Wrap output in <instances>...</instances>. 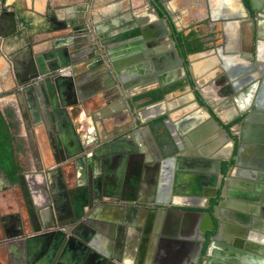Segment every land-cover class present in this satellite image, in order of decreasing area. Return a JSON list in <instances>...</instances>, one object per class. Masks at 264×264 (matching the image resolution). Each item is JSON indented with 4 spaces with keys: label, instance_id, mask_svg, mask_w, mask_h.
I'll return each mask as SVG.
<instances>
[{
    "label": "crops",
    "instance_id": "obj_1",
    "mask_svg": "<svg viewBox=\"0 0 264 264\" xmlns=\"http://www.w3.org/2000/svg\"><path fill=\"white\" fill-rule=\"evenodd\" d=\"M0 1L4 6L0 12V264L42 263L45 251L37 240H24L16 248L1 246L6 233H30L29 207L37 211L49 203L65 214L74 203L98 192L107 204L93 199L92 211L102 227L89 250L76 248L66 264H98L105 256L117 257L125 264H187L197 260L196 240L192 237L194 223L199 220L195 211L213 213L221 195L222 203L216 211L217 217L224 220L220 241L211 248L213 256H202L203 264H264V174L248 167L256 160V149L247 147L242 151L241 165L228 181L223 177L228 170L225 162L221 174L215 176L211 161L229 142L205 114L192 116L198 109L194 103L171 111L184 97L188 98L182 104L192 100L188 88L172 92L157 106L131 103L130 108L123 106L122 100L109 103L103 98L102 87H93L92 80L86 79L91 72L88 60L78 57L74 61V48L58 45L67 30L56 29L54 22H61L65 15L73 16L75 6L83 5L84 0ZM95 1L92 12L98 17L126 18L125 14L131 12L140 20L145 12L142 6L127 11L118 4L105 6ZM167 8L172 16H186L187 8L181 10L180 5ZM17 18L24 25H18L9 35ZM134 21L133 29L138 26ZM245 25L240 22L226 30L242 40ZM216 28L223 30L224 26ZM212 55H196L191 64L200 70ZM67 61L69 66L63 67ZM149 61L154 69L153 57ZM38 62L46 74L60 73L63 77L58 89L46 84H37L31 90L17 86L16 75L24 74L30 63L39 68ZM208 70L194 75L195 79L199 82V75ZM69 77L75 87L88 85L81 90V98L75 96L74 103L72 93L66 91ZM210 89V101L216 106V88ZM168 111L167 119L163 114ZM156 115L162 116L147 126L139 121ZM219 116L214 118L227 130L228 125L221 122L223 112ZM147 127L154 137L163 134L172 147L170 153L149 143ZM125 132L127 141L117 140L118 144L108 148ZM172 136L177 138L180 151ZM80 148L96 153V157H88L85 168L78 166ZM177 152L179 156H175ZM111 200L118 204H110ZM135 202L160 203L171 210H133L130 205ZM217 217L213 216L215 226ZM70 229L72 226L66 228Z\"/></svg>",
    "mask_w": 264,
    "mask_h": 264
},
{
    "label": "water",
    "instance_id": "obj_2",
    "mask_svg": "<svg viewBox=\"0 0 264 264\" xmlns=\"http://www.w3.org/2000/svg\"><path fill=\"white\" fill-rule=\"evenodd\" d=\"M234 2L236 8L231 11V14H233L232 17L238 18L234 23L238 25L242 18L240 12L246 11V9L243 0H236ZM160 4L165 15H162V11H160L158 6L150 0L147 2L138 30V36L141 35L144 37V43L140 37L126 41L128 37L132 38L133 36L132 32L134 29L131 26V18L126 19L124 16L122 18H116L111 15L98 17L92 12V1L89 0H84L83 5H76V13L73 16L65 15V19L61 22H54L56 23V29L67 30L65 31V35L63 34V39L57 41V43L63 46V48L65 46L74 48V54L71 55L74 61L76 59L78 60V57L88 60V69L91 72L86 79L89 78L92 80L91 85L93 87H102L101 93L103 94V98L109 100V103L114 100H122L123 106L127 104L131 108L130 99L136 94H144L152 90L163 89L175 83L178 79H185L188 83L192 100L185 104L179 101L180 106L174 107L171 111L176 112L187 104L194 103L198 107V110L208 117L210 123L220 128L221 133L224 134L225 139L229 142V145L226 143L222 154L211 161L213 162L212 165L215 170L214 175L221 174L222 164L225 162L228 170L227 175H223V177L225 181H228L232 172L241 165L239 159L242 151L247 147H253L258 151V154L255 156L256 160L248 167L259 170L260 175L264 174V58L258 55L259 44L262 43L261 41H264V19H261V16L258 15L256 8L252 7L255 14L254 19L251 18L250 10H248L247 18L243 12L248 22L242 28V40L239 39V36L236 39L237 49L230 54H219L216 56L213 63L211 64L210 62L211 65L207 67L211 71L209 72V79H200L201 81L199 80V83L195 79L192 71L191 58L196 55H202L204 52L188 55L186 58L188 66L185 67L184 61L175 48L170 36V25L174 30H177L176 23L172 19L171 12L168 10L164 0H160ZM3 8V3L0 1V12ZM221 9L230 13L228 9H224V6ZM260 11L264 14V8ZM18 25H24V21L20 18L16 19L12 30L8 34L11 35L13 31L15 32ZM0 35H3L2 32H0ZM166 42L170 47L169 52L166 48ZM65 50L63 49V51ZM225 56L231 59V62L227 65L225 64ZM151 57L154 60V69L150 67L151 61L149 59ZM31 63L24 74L16 75L18 87H26L27 90H31L36 88L37 84H46L51 89H53L52 87L58 89V82L63 80V77L59 75L60 73L56 75L46 74L47 71H44V68L39 62L37 64L39 68H36V63L35 65ZM69 64L67 61L63 67L69 66ZM187 69L192 78L193 86L190 84ZM73 70L76 73V68H73ZM220 75L227 76L229 80L223 78L225 80L224 82H218L217 77H220ZM203 80L208 82V84L203 82ZM67 81L70 86L66 88V91L68 95L72 93L71 98L74 103L77 96L78 98L82 97L81 90H85V87L88 85L75 87L70 77ZM136 84L138 86L140 84L143 85L137 87V92H134V86ZM199 84H205L206 86L203 88ZM223 84L228 89L221 96V93L219 94L217 89H221ZM118 87L124 91V95L120 93ZM210 87L216 88V94L219 98L216 107L212 105L210 99L205 97L203 93L205 88ZM169 96L170 94H166L163 98L153 101L146 106L160 105ZM237 99L242 101L243 104H239ZM223 110L226 113L223 115L224 120L221 122L229 126L227 130L214 118V116L220 118L219 114ZM130 113L133 117L132 110ZM142 115L144 116L143 112ZM163 115H166L168 119L170 111L165 112ZM160 116L162 115H156L149 120L139 118V121L143 123V126H147L150 123L149 121L157 120ZM145 130L150 134L149 140L152 145L158 149L150 128L147 127ZM126 135L127 132L119 135L115 141L108 144V148H112L118 144H115L117 140L120 143L127 141ZM172 139L180 151L181 148L177 138L172 136ZM224 150L225 153H223ZM78 154L77 162L80 168H85L87 161L89 162L92 157H96V153L85 152L81 148ZM76 155L73 154L72 156ZM89 156L90 159H88ZM175 156H179L178 152ZM221 198L223 199L222 195ZM93 199L100 201V204H107V201H103L101 193L98 192L92 198L89 197L80 203H74L65 214L62 213L58 206L52 207L49 203L42 206L39 209L40 211H35L29 207L28 230H30V233L27 234H31L30 237H27L26 233L24 235L23 232L17 234L6 233L1 246L16 248L24 240L26 242L37 240L41 243L45 251L41 264L69 263L70 253L76 248L80 251L89 250L93 244L92 240L95 239V234L102 227V224L96 220L95 213L92 211L94 206ZM222 199L218 200L214 206L213 213L210 211H195L198 213L197 219L199 220L194 223L192 237L196 240L197 260H190L187 264H203L204 259H202V256H205V258L213 256V254L211 255V248L220 241L219 234L223 227L221 222L224 221L221 216L217 217L216 215V211L220 209ZM108 202L110 204H118V202H114L113 200ZM156 205H161V207ZM156 205H148L146 202H135L129 207L133 208V210L140 209L142 211L161 213L171 210L164 204L156 203ZM107 206L110 207L112 205ZM213 216L218 218L217 226L213 222ZM68 226H72V229L69 231L66 230ZM24 236H26L25 239ZM98 264L125 263H122L117 257L110 256L108 258L105 256Z\"/></svg>",
    "mask_w": 264,
    "mask_h": 264
},
{
    "label": "flooded vegetation",
    "instance_id": "obj_3",
    "mask_svg": "<svg viewBox=\"0 0 264 264\" xmlns=\"http://www.w3.org/2000/svg\"><path fill=\"white\" fill-rule=\"evenodd\" d=\"M89 1H92V6L96 2L95 0H89ZM99 1L102 2L105 6H107V5L111 6V5H117V4L120 6H124L127 11H129V10L132 11L134 8H137L138 6L146 7L147 2H148V0H99ZM150 1L152 3H154L156 6H158L160 11H162V13H161L162 15H165V12L162 8V5L160 4V0H150ZM234 1H236V0H164V3L166 4V6H168L170 8H172L174 5L175 6L180 5L181 10L184 8H187L186 9L187 11L185 12L186 13L185 17H182L184 15H180V14H178L176 16L175 15L172 16V13H171L172 19L176 23L177 30L176 29L174 30L172 28V26L170 25V36L172 38V41L174 43L175 48L178 50L182 60L184 61L185 67L188 66L186 58L190 54H195V53H199V52L212 53L213 54L211 57L207 58V61L204 62L203 65H201L200 70H198L192 66V70L194 72V75L199 74V73L201 74L202 72L205 73L206 72L205 70L207 69L206 67H209L213 63V61L216 59V56H218L219 54L220 55L230 54L234 50L237 49L238 46L236 45V42H237L236 34H235V36L234 35L231 36L229 33L230 31L226 30V27H228V26H234L235 27L236 26V24H234L235 20H238V18L232 17L233 14H231V11H233V9L236 8L235 3L233 4ZM243 2L245 5V9H246V11H243V12L246 14V18H247L248 10L251 11V18L252 19L255 18V14L252 10V7H253V8H256L258 15L261 16V19H264V17H263L264 14L260 11V10H263V8H264V0H243ZM222 6H224V9H228L230 11V13L227 12L226 10H222V9L220 10V8ZM217 10H219V11L217 12ZM243 12H240L241 17H242L240 19V22L243 24H246L248 21L246 20ZM125 15H126L127 19L131 18L132 22L135 20L134 22H136L138 24V26L134 28L135 34H133V32H132V34H133L132 38L128 37V40H126V41H129L132 39L134 40V39H137L139 37L141 38V35L138 36V30H139V26H140L139 24L141 23V19L139 20V17L136 18L137 15L133 14L131 12H130V14H125ZM229 23H232V24H229ZM218 25L224 26L223 30L216 28ZM214 32L215 33L218 32V33L214 35ZM191 33H194L195 37H198L203 42V44H204L203 50L197 51V52H192V53L187 52L186 43L192 39L189 36ZM141 39L144 43V37H142ZM180 42L183 43L182 48L179 45ZM166 46H167L166 48L168 49V52H169L170 47H169V44H167V42H166ZM183 51L186 52L184 57L182 56ZM227 58H228L227 56L224 57L225 61ZM210 62H211V64H210ZM186 71H187L189 79H190V84H191V86H193V81H192L191 76L189 75L188 69ZM209 72H211V71L210 70L207 71V73L205 75H199V76H201L199 78V80L201 78H204V77H205V79H209L208 78L210 76ZM223 78H225V80L228 79L227 76L225 77L223 75H220V77H217L218 82H221V83L224 82L225 80ZM203 82L208 84V82H206L205 80H203ZM225 84H223V87H221V89L217 90V91H219V94L221 93L220 94L221 96L228 89V87ZM142 85L143 84H140L139 86H142ZM139 86L137 84L134 86V89H135L134 92H137L136 88ZM171 86H173V87L168 89ZM186 88L189 89L187 81L185 79H181L175 83H172V84L164 87L162 90L168 89V91L163 94L162 98L166 94H171L174 91L180 92V91L185 90ZM208 89H210V88L204 89V95L205 96L208 95L207 94ZM208 92H210V91H208ZM147 93H149V92H147ZM211 94H212V91H211ZM184 98H188V97L186 96ZM153 101H156V100H152L150 96L146 95V93L136 94L134 97H132V99H130V103L138 104L139 107H142L143 105L149 104ZM191 108H192V106H191ZM222 112H223V115H225L226 111L223 110ZM152 136L154 137V135H152ZM165 139L166 138H164L163 134H161V133L156 134V136L154 137V140H155L157 146L160 148V150H164L166 153H170L172 151V147L170 146L168 140L167 139L165 140ZM161 140H164V141L161 143ZM159 142L161 145H158ZM149 143L152 144L150 140H149ZM176 149H177V147H176Z\"/></svg>",
    "mask_w": 264,
    "mask_h": 264
},
{
    "label": "trees",
    "instance_id": "obj_4",
    "mask_svg": "<svg viewBox=\"0 0 264 264\" xmlns=\"http://www.w3.org/2000/svg\"><path fill=\"white\" fill-rule=\"evenodd\" d=\"M190 38H192L190 41L186 43L187 45V52L192 53V52H197L203 50V42L198 38L195 37L194 33H191ZM180 47H183V43H179ZM185 51L182 52V56H185ZM173 86L169 87L168 89L172 88ZM168 89L162 90V89H157L153 90L149 93H146V95L150 96L152 100H158L162 98L163 94L168 91ZM223 171H226L225 167Z\"/></svg>",
    "mask_w": 264,
    "mask_h": 264
},
{
    "label": "bare ground",
    "instance_id": "obj_5",
    "mask_svg": "<svg viewBox=\"0 0 264 264\" xmlns=\"http://www.w3.org/2000/svg\"><path fill=\"white\" fill-rule=\"evenodd\" d=\"M234 3H235V2H233V4H234ZM237 46H238V45H237ZM258 55H259V57L264 58V43L259 44ZM230 62H231V59L227 58L226 61H225V64L227 65V64H229ZM204 78H205V77H204ZM209 90H210V89H208L207 91H209ZM203 93H204V91H203ZM207 94H208V95H207L208 97L205 96V95H204V96L207 97L208 99H210V98L212 99V97H213L212 94H213V93L210 94V93L207 92ZM209 94H210V95H209ZM238 99H240V98L238 97ZM238 99H237V100H238ZM181 101H184V102H185V101H187V98H183ZM210 102H211V101H210ZM238 103H239V104H243L242 101H239V100H238ZM213 105H214V104H213ZM214 107H216V106H214ZM221 113H222V111L220 112V114H221ZM197 114H198V115H201V116H204V114H202V113L200 112V110H198V109H196V111L193 112L192 116H197ZM151 160H152V159H151Z\"/></svg>",
    "mask_w": 264,
    "mask_h": 264
},
{
    "label": "rangeland",
    "instance_id": "obj_6",
    "mask_svg": "<svg viewBox=\"0 0 264 264\" xmlns=\"http://www.w3.org/2000/svg\"><path fill=\"white\" fill-rule=\"evenodd\" d=\"M217 33H218V32H217ZM217 33L214 32V35L217 34Z\"/></svg>",
    "mask_w": 264,
    "mask_h": 264
}]
</instances>
